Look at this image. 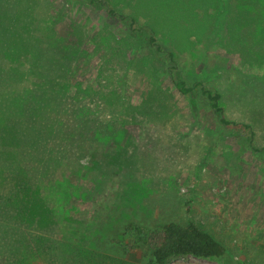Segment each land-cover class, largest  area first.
I'll return each mask as SVG.
<instances>
[{
    "label": "rangeland",
    "instance_id": "rangeland-1",
    "mask_svg": "<svg viewBox=\"0 0 264 264\" xmlns=\"http://www.w3.org/2000/svg\"><path fill=\"white\" fill-rule=\"evenodd\" d=\"M104 1L150 24L176 75L216 89L227 119L253 124V147L220 130L204 98L179 94L161 59L102 6L0 0V114L14 110L29 146L17 164L33 188L19 196L41 202L32 220L4 209L1 224L62 244L26 264H151L146 249L119 245L124 225L186 221L226 255L166 264H264V134L255 114L264 121V31L235 24L234 8L218 21L215 1ZM13 98L25 99L22 109ZM12 180L0 169V205ZM11 261L1 245L0 264Z\"/></svg>",
    "mask_w": 264,
    "mask_h": 264
},
{
    "label": "trees",
    "instance_id": "trees-1",
    "mask_svg": "<svg viewBox=\"0 0 264 264\" xmlns=\"http://www.w3.org/2000/svg\"><path fill=\"white\" fill-rule=\"evenodd\" d=\"M208 1L210 6L214 5V1L217 3V7H212L217 8V11L220 12H218V21H221V18L223 21V17L227 16L230 10L234 8L237 9L238 13L235 18H231L230 20H235L237 22L235 24H239L241 27L249 23L254 32L256 31L257 33V30L260 31L257 37L263 34L264 0ZM87 2L92 6H102L107 15L117 17L119 21L127 26L131 34H134L139 40H142L150 47L154 54L165 64L166 71L172 80L174 88L179 94L191 103L198 97L204 98L220 130H227L232 134L234 133L236 137L244 139L250 147H253L255 136L253 124L235 122L227 119L224 115L223 106L221 105V94L216 89L204 85L201 82L188 85L184 80L180 79L175 73L176 63L173 53L162 48L160 42L157 40L155 30L150 24L137 25L135 17L119 15L113 8L108 6L105 7L104 0H87ZM6 14H3V18L8 20L9 17ZM225 25H227L228 28L230 27V29L234 26L231 21L229 22L224 19V26ZM235 29L239 30L240 28L236 27ZM9 52L10 51H7L6 53ZM13 99V107L16 110L22 109L25 99L21 101L20 104L16 99ZM26 108L27 114L31 115L30 109L27 106ZM13 111L0 114V140H6V145H0V169L3 172L9 169L13 179V188H15V191H12L6 199L3 200L1 198L3 204L0 205V246L3 245L9 250V256H11L12 260L11 264H26L27 260H30L34 256L42 257L46 255V257H48L46 251H44L45 249L57 253V250L60 249L62 244L52 238L33 237V234L29 232L28 229H21L23 226L16 228L14 226L1 224L2 222L6 223V221L1 220V217L5 214L4 209L8 208L9 211H14L19 208L20 215L18 216L22 220H32L33 217L36 216L33 215V210L38 209V203H41L24 202L19 196L21 192H31L33 185L25 180L24 169L17 164V157L22 147L26 149L29 148V146L21 142L25 141L24 137L19 138V135H17L18 130L15 125H13L14 121L17 122V120ZM27 114H25L26 121L30 118ZM255 114L257 116L256 122L258 121L261 131L264 134L262 114ZM259 120L261 122H259ZM11 146L13 147L11 148ZM7 163H11L10 166L7 167ZM6 214L8 213L6 212ZM43 215L46 216L44 211ZM39 217L41 218V216ZM15 234L19 235V237H15ZM119 245L127 252H134L141 248L146 249L151 264H166L171 259L188 256L219 259L226 255L225 246L218 241L213 234L202 229L193 221L182 223L167 222L157 228H150L134 222H129L123 227L122 240L119 242ZM53 260H55V257L50 261Z\"/></svg>",
    "mask_w": 264,
    "mask_h": 264
}]
</instances>
